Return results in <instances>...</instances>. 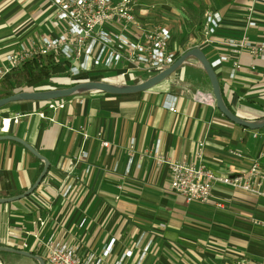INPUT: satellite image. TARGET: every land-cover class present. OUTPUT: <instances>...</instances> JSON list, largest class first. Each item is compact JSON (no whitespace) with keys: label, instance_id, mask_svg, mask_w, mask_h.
Segmentation results:
<instances>
[{"label":"crops","instance_id":"obj_1","mask_svg":"<svg viewBox=\"0 0 264 264\" xmlns=\"http://www.w3.org/2000/svg\"><path fill=\"white\" fill-rule=\"evenodd\" d=\"M140 2L144 22L157 24L149 19L148 5ZM247 3L227 0L222 7L214 1V5L202 8L199 25L181 45L166 25L172 35L171 47L179 55L185 48L198 47L208 61L228 53V47L221 44H200L203 12L210 9L221 14L217 39L238 38ZM255 8L258 28L249 29L247 35L252 40L264 39V5ZM53 10L51 0H0V65L18 42L48 32ZM47 58L53 69L44 78L71 84L62 65ZM33 60L0 80L11 79L15 71ZM236 60L240 65L237 69L231 61L215 69L223 100L241 119H263L264 64L245 51ZM151 75L136 78L133 74L135 79H122L100 74L90 80L134 84ZM38 90L25 84L13 92ZM195 91L212 95L200 63L188 58L169 77L143 92L114 95L88 91L57 101L63 107L56 110L48 109L45 101H17L1 108L0 264H16L19 259L39 264L23 252L39 256L47 264L43 249L34 246L29 234L36 229L33 222L39 216L46 220L42 236L54 233L58 240L78 246L81 254H99L114 238L106 264L119 260L127 250L131 256L122 264H135L148 242L140 264H223L238 257L260 259L264 255V198L214 184L208 202H186L170 188L167 162H195L198 142L204 143L202 162L217 174L244 172L253 161L264 171V128L250 130L231 122L219 112L215 101L213 105L194 101ZM169 96L176 97L174 111L163 106ZM130 139L134 140L132 146ZM102 140L109 143L107 148L101 147ZM158 140L164 160L159 164L150 153ZM83 151L86 158L80 157ZM130 155L134 159L126 174ZM86 166H90L89 171ZM66 184L72 186L71 193L62 197L60 191Z\"/></svg>","mask_w":264,"mask_h":264},{"label":"built area","instance_id":"obj_2","mask_svg":"<svg viewBox=\"0 0 264 264\" xmlns=\"http://www.w3.org/2000/svg\"><path fill=\"white\" fill-rule=\"evenodd\" d=\"M51 4L54 10L48 20V32L35 37L28 36L18 42L16 48L7 52L0 65V77L18 69L29 60L50 57L55 65H62L65 78L72 81L90 80L94 76H100L101 71L115 72L116 78L135 79V71L153 75L170 66L179 55L170 45L172 35L166 25L150 26L144 22L140 14L144 7L139 0H51ZM257 5H264V0H248L243 32L238 38L217 39L216 32L223 20L221 14L210 9L203 12L200 44L217 43L229 50L209 61L214 70L229 61L232 62L233 69L239 68L236 56L244 51L261 59L264 64V39L252 40L247 35L249 29L258 28ZM100 66L103 68L98 70L97 67ZM229 77L233 78V73ZM192 99L202 104H214L210 93L195 91ZM175 104L176 97L169 96L163 106L174 111ZM46 106L50 110H56L62 108L63 104L53 100L48 101ZM14 121L17 122L16 118ZM133 143L134 140L130 139V146ZM108 144L107 141L100 142L103 148H107ZM159 149L158 140L150 151L157 164L164 162ZM203 149L204 143L198 142L195 162H167L173 192L183 196L186 202L206 203L212 197L214 184H222L264 198V171L258 161H253L251 167L244 172L220 175L202 162ZM229 153L240 157L234 150ZM80 157L86 158L87 153L81 152ZM133 159L134 156L130 155L125 168L126 174ZM89 169L90 166H86L85 170ZM71 189L72 186L66 184L60 195L67 197ZM219 207H223V204H219ZM45 221V217H37L33 222L36 229L29 234L34 238V246L43 249L47 264H106L105 259L112 252L114 238L101 248L99 254H81L78 246L58 240L54 233L42 236ZM149 245L150 242L143 247L135 264H140ZM23 246L26 247L27 244L24 243ZM131 253V250H127L112 264H122V260L131 256ZM223 264H264V255L258 260L238 257L226 260Z\"/></svg>","mask_w":264,"mask_h":264},{"label":"water","instance_id":"obj_3","mask_svg":"<svg viewBox=\"0 0 264 264\" xmlns=\"http://www.w3.org/2000/svg\"><path fill=\"white\" fill-rule=\"evenodd\" d=\"M188 58H195L205 71L211 85L215 106L224 117H226L231 122L250 130L264 128V118L257 121H248L237 117L233 112L229 110L223 100L220 84L217 79L215 70L210 66V63L205 57L204 53L198 47H192L185 50L175 59V61L170 66L149 76L145 80L134 84H116L104 82L101 80H85L76 82L67 88L49 89L43 91H20L10 94L4 98H0V108L9 103L17 101H53L56 99L66 98L88 91H100L114 95L143 92L169 77L178 68H180ZM31 151L36 156H38L36 152H34L33 150ZM38 182L39 180L37 181L36 185L38 184ZM22 254L27 255L31 258H35L39 264H44V261L39 256H35L25 252H23Z\"/></svg>","mask_w":264,"mask_h":264},{"label":"rangeland","instance_id":"obj_4","mask_svg":"<svg viewBox=\"0 0 264 264\" xmlns=\"http://www.w3.org/2000/svg\"><path fill=\"white\" fill-rule=\"evenodd\" d=\"M147 4V12L149 19L157 24H165L169 26L173 32L176 43L181 45L187 37L192 34V30L196 29L200 23L202 8L208 5H217L224 7L227 0H139ZM185 16V17H184ZM148 19V17H146ZM103 67H97L101 70ZM107 77H113L115 72L101 71ZM134 75L143 78L147 73L135 71ZM78 81H72L74 84ZM16 264H30L26 259H19Z\"/></svg>","mask_w":264,"mask_h":264},{"label":"trees","instance_id":"obj_5","mask_svg":"<svg viewBox=\"0 0 264 264\" xmlns=\"http://www.w3.org/2000/svg\"><path fill=\"white\" fill-rule=\"evenodd\" d=\"M52 69H53V65L51 64V61L47 57L38 58L36 60H33L32 62H28L23 68H21L18 71H15L12 74L11 79L4 78L0 80V98H4L8 96L9 93L13 94L14 93L13 89L15 87L18 88L25 84H31L33 87L39 88L38 91L67 88L72 85V84L60 85L51 82L50 80H48V78H44V76H47ZM96 80L98 79L96 78ZM40 87H45V88L40 89ZM62 99H56L55 101H59ZM45 102L47 104L48 101ZM7 105L1 108L6 107Z\"/></svg>","mask_w":264,"mask_h":264},{"label":"bare ground","instance_id":"obj_6","mask_svg":"<svg viewBox=\"0 0 264 264\" xmlns=\"http://www.w3.org/2000/svg\"><path fill=\"white\" fill-rule=\"evenodd\" d=\"M119 81V80H118ZM116 82V81H115Z\"/></svg>","mask_w":264,"mask_h":264}]
</instances>
